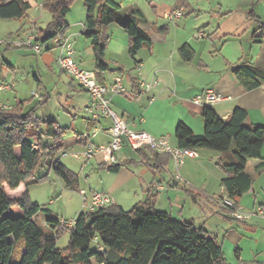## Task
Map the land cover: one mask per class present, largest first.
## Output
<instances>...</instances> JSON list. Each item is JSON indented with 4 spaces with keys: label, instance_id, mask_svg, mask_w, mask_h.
<instances>
[{
    "label": "trees",
    "instance_id": "obj_1",
    "mask_svg": "<svg viewBox=\"0 0 264 264\" xmlns=\"http://www.w3.org/2000/svg\"><path fill=\"white\" fill-rule=\"evenodd\" d=\"M72 1L45 0L43 3V9L51 13V20L39 30L37 40L45 47L51 40L65 36L66 16ZM83 1L87 13L83 34L91 41L94 71L104 83L102 72L111 70L105 58L109 41L107 30L111 23L119 22L128 34L131 57L151 38L141 26L144 15L139 8H129L122 16V7L115 0ZM30 8L29 0H0V18L25 19ZM248 16L264 29V21L254 10L248 12ZM179 52L186 62L195 55L188 44ZM2 55L0 51V71L2 65L11 67ZM238 65L235 75L244 90H252L264 82V70L243 60ZM46 102L47 97L39 100L40 105ZM202 117L203 134H196L183 121L177 123L174 132L177 146L220 152L225 172L221 181L223 189L231 199L241 197L264 171V126H246L248 111L244 108H235L225 120L211 107L204 106ZM66 131L58 121L38 116L35 109L26 110L23 101L0 108V264H228L222 243L203 227L196 226L193 219H177L158 209L157 195L150 191L145 201L135 203L129 210L112 204L81 212L72 225L33 202L29 183L43 181L51 171L62 178L67 187L79 186L78 177L58 159L64 148ZM76 139L82 145L88 144L81 135ZM136 151L141 156L146 155L147 161H153L158 170H162L170 158L147 148ZM255 160L262 161L255 164ZM122 166L121 161L111 166L99 164L100 168L112 173H118ZM41 168L48 172L36 178ZM186 192L193 194L188 189ZM14 207L20 211L13 213ZM236 209L234 202L231 210ZM40 212L45 213L43 226L35 222ZM66 232L70 234L69 243L60 248L57 242Z\"/></svg>",
    "mask_w": 264,
    "mask_h": 264
},
{
    "label": "crops",
    "instance_id": "obj_2",
    "mask_svg": "<svg viewBox=\"0 0 264 264\" xmlns=\"http://www.w3.org/2000/svg\"><path fill=\"white\" fill-rule=\"evenodd\" d=\"M203 1L199 0L196 5H193L190 0H172L169 7H163L160 11H156V14L150 15L138 1L134 0L133 7L139 8L144 15V19L140 22L141 26L148 32L151 40L143 45L131 59L125 58L129 37L124 28L119 22H116V26H113L114 23L108 26L109 41L106 53L108 56L111 53L109 59L111 70L102 72L104 83L108 85L113 83L122 72L123 83L128 90L138 88L142 80H159L154 90L144 94L140 100L132 101L124 95L117 96L118 98L111 97L112 109L125 118L132 128L145 130L155 136L166 135L171 141L170 132L174 133L177 123L183 121L196 134H203L202 109L204 106L194 103L193 99L207 89H213L225 96L223 100L209 105L222 119H228L235 108H244L248 111V117L244 121L246 126H264V82L252 90H244L236 78L235 70H232V67L242 60L246 64L264 70V29L259 28V23L248 16L245 9L236 13L235 9L230 7L231 5H226V10L223 12L225 0H216L217 5H213L215 0H206L209 4L202 5L206 6L205 8L210 7L212 12L209 18L201 19L202 16L199 14L205 8L199 5ZM177 9L185 12L184 18L177 24L166 22L164 15ZM190 15L200 17L192 19ZM259 17L262 19L261 16ZM41 18L45 20L43 25L38 23ZM50 20L51 16L42 12L32 19L31 25L26 30L24 28L22 33L19 32L12 37L24 38L31 30H35L38 34ZM79 23L81 26L75 30L68 24L65 33V37L75 42V48L77 44L79 47L82 45L81 49L76 48L78 63L89 50L92 51L91 41L81 37L85 22ZM200 31L206 32V36L198 37ZM184 44L190 45L195 51L194 58L189 62L184 61L179 52ZM10 66L13 67L11 64ZM9 89H11L10 86ZM85 93L87 101L84 108L90 100L88 92L85 91ZM150 96L155 97L151 103ZM165 110L167 113L163 115ZM86 115L87 122L89 115L87 113ZM99 125L101 129L97 137L100 141L94 140L95 143L109 138L107 131L111 121L103 119ZM172 145H177L176 137ZM197 151V157L186 160L185 178L189 180V176L197 172L214 175L220 183L219 188L212 187L207 179L203 183L204 186L202 184L203 191L186 187L180 190L179 182L176 180L172 183L177 187L172 188L169 185V181L173 179L169 167L172 160L169 158L167 165L162 170H158L154 162L147 161V158L144 159L146 155H143L142 159L149 164L150 170L137 173L124 165L104 192L110 193L112 197V194L120 190H130L132 186L137 185L145 198L149 191L157 195V208L159 203H162L163 209L160 210L171 213L173 217L193 219L196 226L203 227L222 243L228 264H264V171L253 182L249 192L232 199L236 202L237 209L231 211L223 208L214 199L228 198L221 183L225 177L220 163L222 154L208 149H203L202 152L200 149ZM145 152L149 153L148 150ZM125 157L127 158L126 152L122 151L120 160L122 163L127 160ZM262 157L264 160V147ZM262 160H255L254 163L258 164ZM100 163L101 161L98 160V164ZM165 169L170 172L169 181L165 178L166 174L158 175ZM186 179H184L186 183L190 184ZM164 182H168L167 186ZM187 189L193 194H188ZM112 199L113 204H123L115 197ZM189 201L191 203L193 201L196 207H193ZM181 202L184 204L181 205ZM187 204L196 211V215L193 213L191 217H187L185 212ZM236 213L241 214L242 218L237 217ZM214 217H220V220L226 221V227H223L221 231L219 222L212 223L211 218ZM221 232H224L223 236Z\"/></svg>",
    "mask_w": 264,
    "mask_h": 264
},
{
    "label": "rangeland",
    "instance_id": "obj_3",
    "mask_svg": "<svg viewBox=\"0 0 264 264\" xmlns=\"http://www.w3.org/2000/svg\"><path fill=\"white\" fill-rule=\"evenodd\" d=\"M115 1L122 7V10L120 11L122 16L129 8L134 6V0ZM136 1H138L146 13L152 15L153 13L156 14V11H160L163 7H169L172 0ZM29 2L31 4V8L28 11V16L25 19L8 20L0 18L1 40L11 41L22 39L23 37H12L11 35L12 33L14 35H17L19 32L22 33L24 28L26 30L29 25H31L30 22L32 19L39 16L42 12H44L47 16H51V13L46 8L43 9L42 5L45 0H29ZM190 2L193 3V5H196L199 0H190ZM200 4L201 5H199V7L204 9L206 6L202 4L208 5L209 3L208 1L204 0L203 3ZM213 5H217L216 0L214 1ZM226 5H231L230 7L235 9L236 13L240 12L241 9H245L247 13L251 10H254L256 14L261 16L264 20V0H228L227 2L225 0L223 2V12L226 10ZM205 9L199 14L202 16L201 19L209 18L210 12H212L210 7ZM199 15H195L193 17L190 15L189 17L195 19L200 17ZM86 16L87 13L84 1L73 0L71 3V9L66 16V22L67 24H70L75 30L81 26L79 23L80 21H86ZM182 18H184V16ZM43 21H45L44 18H41L38 22L39 25H43ZM166 22L170 21L166 19ZM113 26H116V22H114ZM126 35L128 34L126 33ZM81 37L87 39L84 34H82ZM51 41L41 54L35 53L31 48L28 47H11L9 49L6 42L0 46V51H3L2 59L13 66L8 67L7 65H2L0 71L1 80H3L5 84H8L11 89L3 91L0 95L2 101L10 105V107L14 106L17 101H23L26 110L35 109L38 116L44 119L58 121L62 127L67 128L66 133L63 135L64 148L63 151L59 153L58 159L64 166L70 169V171H72L78 177V188L72 189L67 187L64 180L51 171L47 178L43 181L35 182L33 180L31 183H29L28 190L30 199L33 202H36L41 207L50 210L58 218H61L63 221L70 223L68 225H71L77 215H79L81 212L87 211V207L82 202L79 193L80 190L85 189L89 194L93 191H105L107 190L106 188L108 185L112 182L113 178L116 176V173H112L106 169L100 168L98 164V158L85 161L80 155L84 151L85 145L78 143L76 141V137L82 133H86L87 131L85 126L87 115L84 111V105L87 101V94L77 84V82L73 81V78L70 74L63 72L62 69H60L58 65V56L60 50L53 47V42ZM48 47L50 48L49 50H47ZM78 47L79 44L76 45L77 49ZM81 47H79V49H81ZM7 48L8 50H6ZM109 56L106 53L105 58L108 63H110L109 59L111 58V53H109ZM127 57L131 59V56L128 52L125 53V58ZM78 64L83 69L94 70L95 62L92 51L89 50V52H87L85 57L82 58L81 62ZM36 92L39 93L41 99L34 96V93ZM45 96L47 97L46 104L40 105L39 100H45ZM114 96L117 97L123 95ZM110 107L113 108L111 103ZM166 113L167 110L163 112V115ZM170 133L172 137L171 142L173 143V141H175V135L173 131ZM95 141L99 142L100 140L98 137H96ZM201 150L203 149H200V151ZM123 151L126 152L127 155V158L125 157L127 160L123 161V166L125 165V167L132 169L137 173L150 170V167L148 166L149 164L144 162L139 152L129 148L128 146L125 147ZM130 160L133 162H130ZM185 163L179 171L182 177L181 180L176 179L175 177L176 168L173 161L169 163V167L173 175L172 180L169 181L170 172H168V170L166 171L168 168H166L164 171H161V173H158V175L166 174L165 178L169 181V185L172 188L177 187L173 185V180L178 181V188L180 190L186 187L188 189H201V191H203V183L205 179L208 180V183L211 184L212 187L216 186L219 188L220 183L217 182V179L214 175L211 176L203 172H197L195 174L192 173L193 176L190 175L189 180L186 179L184 176V171L187 169V166L184 167ZM47 172L48 170L46 168H41L35 174V177L37 178L45 175ZM184 179L188 180L191 185L186 183ZM164 184L167 186L168 182H164ZM112 197L121 200V203H123L121 205L126 210L131 209L135 203L143 202L146 199L137 185L132 186L130 190H120L115 194H112ZM189 203L192 204L193 207H196L193 201L192 203L189 201ZM183 204L184 202H181V205ZM162 205V203H159L158 209H163ZM18 211H20L19 208H13V213ZM185 212L187 217H191L193 213L196 215V211L188 204L185 208ZM44 216L45 213L40 212L37 215L35 222L38 225L43 226ZM219 218L220 217L211 218V221L212 223L219 222V230L221 231L223 227H226L227 223L226 221L222 219L220 220ZM221 233L223 236L224 232ZM69 239L70 234L68 232L64 233L57 242L58 247H66L69 243ZM97 248L99 250H103L100 245H97Z\"/></svg>",
    "mask_w": 264,
    "mask_h": 264
},
{
    "label": "built area",
    "instance_id": "obj_4",
    "mask_svg": "<svg viewBox=\"0 0 264 264\" xmlns=\"http://www.w3.org/2000/svg\"><path fill=\"white\" fill-rule=\"evenodd\" d=\"M184 11L177 9L167 12L164 16L170 22L177 23L184 16ZM37 33L31 30L22 39L5 41L0 39V46L5 42L10 47H28L35 53L41 54L45 50V46L37 40ZM206 32L200 31L198 37L203 38ZM53 47L60 50L58 56V65L60 69L71 75L73 80L89 94V102L84 110L89 115L86 122V133L81 134V138L88 140L84 151L80 154L85 161H90L93 158H98L101 163L111 166L117 164L121 160V154L125 147L133 150L147 148L154 153L168 155L173 161L176 168V179L181 180L179 173L181 167L187 158L198 156V151L190 147H178L172 145L170 138L166 135L155 136L145 130H137L132 128L128 122L117 114L110 107L111 97L114 95H124L132 100H140L144 94H148L154 90L159 83L158 79L150 81L142 80L136 89L128 90L123 83V75H118L113 83H102L94 70L83 69L77 61V52L74 42L65 36L53 39ZM9 89V85L0 82V94ZM34 96L41 99L39 93H34ZM225 96L213 89H207L197 95L193 101L196 104L209 106L210 104L221 101ZM155 100L154 96L149 97V102ZM10 106L4 103L0 95V108H9ZM109 119L111 126L108 129L109 138L106 141L95 143L94 140L100 132V121ZM96 123L95 125H92ZM92 125V126H91ZM80 196L83 204L87 207V211H95L102 207H107L113 204L112 197L104 191H93L90 194L85 189L80 190ZM215 201L231 210L234 201L231 198L216 197ZM232 211V210H231ZM237 217L242 218V215L236 213ZM67 224H70L67 222ZM72 225V223H71Z\"/></svg>",
    "mask_w": 264,
    "mask_h": 264
},
{
    "label": "water",
    "instance_id": "obj_5",
    "mask_svg": "<svg viewBox=\"0 0 264 264\" xmlns=\"http://www.w3.org/2000/svg\"><path fill=\"white\" fill-rule=\"evenodd\" d=\"M240 65H235L232 67V70H236Z\"/></svg>",
    "mask_w": 264,
    "mask_h": 264
}]
</instances>
